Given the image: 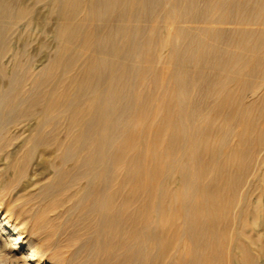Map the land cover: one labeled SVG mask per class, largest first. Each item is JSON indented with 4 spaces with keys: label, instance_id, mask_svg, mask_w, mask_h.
<instances>
[{
    "label": "bare ground",
    "instance_id": "1",
    "mask_svg": "<svg viewBox=\"0 0 264 264\" xmlns=\"http://www.w3.org/2000/svg\"><path fill=\"white\" fill-rule=\"evenodd\" d=\"M32 1L55 18L39 67L9 40L34 5L0 0V259L98 264L85 229L111 227L112 156L146 195L107 264H264V0Z\"/></svg>",
    "mask_w": 264,
    "mask_h": 264
},
{
    "label": "rangeland",
    "instance_id": "2",
    "mask_svg": "<svg viewBox=\"0 0 264 264\" xmlns=\"http://www.w3.org/2000/svg\"><path fill=\"white\" fill-rule=\"evenodd\" d=\"M14 1L17 2L18 0H14ZM25 2L29 5L30 4L34 5L35 7L34 14L36 15H33L32 22L30 23H27L24 20L21 21L18 24L19 26H17L16 28V33H14L15 32L14 31L10 34L9 40L14 45V47L18 46V48L17 47L16 48L19 49L20 47H23L22 44H23L25 37L26 38L28 37L29 40L31 39L30 43L27 46V50L29 54L31 55L32 59L28 61V63H31L32 65L34 66L36 65L39 67L42 63L44 64L47 61L46 59L48 58V54L52 53L55 48L53 28H51V27H54L55 18L52 17L53 16L52 14H48L47 11L44 9V7L34 4L32 0H28V1L25 0ZM37 11L39 12L37 13ZM149 22L150 21L147 20L145 23L149 24ZM48 36L50 38H48ZM42 53L44 54L42 55ZM23 57L24 56H22V58ZM7 81H8L7 76L0 73V82L4 84V83H7ZM147 90H149V88ZM23 106L24 105H22V108L26 107V105L24 107ZM36 109L37 110L40 109L39 104L36 105ZM121 129L122 128L119 129V133H127V134H130V136L132 137L136 134V132H133L131 130L128 131L129 128L127 130L123 128L122 129L123 131ZM25 137L26 135H23V136L13 139V143L9 145L10 148H12L13 145H17L22 150L26 149L28 146V142L26 141ZM139 146L140 147L137 148L138 150H135V152L137 154L140 153V155L142 154L143 156L144 155V145L140 144ZM18 154L19 152H16L14 155L17 156ZM0 157H1V153H0ZM36 161L38 162L37 164H36ZM113 165H114L113 157L111 156V192H115V196L111 199V227L109 224H107V220L104 218V216H102L98 219L97 226L90 225V226H87L85 229V237H86L85 239L87 241V248L91 250L90 251L91 256L89 259L96 261L98 264H107V260L109 257H111V261H112L115 256H119L123 253L124 250L122 247H120V245L124 241L125 230H127L129 226V222H128L129 214L128 213L129 211H131V209H137V207L141 203L142 198H144L146 195V191L143 188H137V190L134 191L135 195H132L133 196L132 198L128 197V194L130 193V191L133 190V188H135V184H136L135 182L139 178L141 179V171L138 168H133L129 171H126L125 168H122L118 172L114 169ZM31 166L32 167L34 166L32 168L33 170L31 169ZM13 170H14L13 167H8L7 170H4L2 172V174L7 175L9 174V172L12 173ZM29 172L33 178L44 176L48 172H50L48 174L53 173L52 165H51V158L49 157V153L46 150H43L41 152L39 151L29 161ZM189 185L190 183L188 182L186 184H183V187L187 189ZM32 205L35 206V209L26 211L27 217H30V218L32 217L34 211H36L35 212V215H36L40 213V211L42 210V208H40L42 205L40 206L38 201H35ZM115 213L117 215L116 217L113 218V215ZM204 220H205L204 218L201 219V222H203ZM76 222L77 223H74V224L78 227L79 225L80 226L84 225L83 219H80V221L76 220ZM147 222H148L147 223L148 226H153V220L151 218L147 220ZM263 222H264V218H263ZM256 227H259V225H257ZM86 254L87 253H83L82 254L83 257H85ZM195 255H200V254L196 253ZM192 256L193 255L191 254H185V255H180L179 258L181 260H185V259L187 260V259H190Z\"/></svg>",
    "mask_w": 264,
    "mask_h": 264
},
{
    "label": "clouds",
    "instance_id": "3",
    "mask_svg": "<svg viewBox=\"0 0 264 264\" xmlns=\"http://www.w3.org/2000/svg\"><path fill=\"white\" fill-rule=\"evenodd\" d=\"M0 256H3L2 252H0ZM9 260H10V257L9 258H4V259H0V264H9Z\"/></svg>",
    "mask_w": 264,
    "mask_h": 264
}]
</instances>
